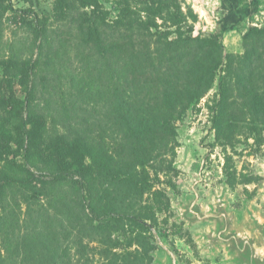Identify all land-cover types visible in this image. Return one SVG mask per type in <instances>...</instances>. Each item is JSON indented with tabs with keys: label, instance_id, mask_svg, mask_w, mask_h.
Instances as JSON below:
<instances>
[{
	"label": "rangeland",
	"instance_id": "rangeland-1",
	"mask_svg": "<svg viewBox=\"0 0 264 264\" xmlns=\"http://www.w3.org/2000/svg\"><path fill=\"white\" fill-rule=\"evenodd\" d=\"M226 13L221 0H0V264H235L241 240L264 254V0L213 42ZM147 107L177 113L173 136L156 122L144 139L126 119ZM50 173L82 178L95 213L146 225L97 224Z\"/></svg>",
	"mask_w": 264,
	"mask_h": 264
},
{
	"label": "trees",
	"instance_id": "trees-1",
	"mask_svg": "<svg viewBox=\"0 0 264 264\" xmlns=\"http://www.w3.org/2000/svg\"><path fill=\"white\" fill-rule=\"evenodd\" d=\"M221 4L222 7L225 8L227 10L226 16L224 17L223 20V24L220 28L219 33L215 36L212 37V41L216 42L217 39H220L222 37L223 34L228 33L230 31H233L235 29V27H237L239 24H241L246 18H248L251 14L252 11H255V9L258 7L259 5V0H251L249 4L243 3L241 0H221ZM21 13L24 14H28L30 15V13L26 10L20 11ZM218 88L221 91V84H219ZM140 94L139 91H135L134 92V96H132L134 99H138L137 102H135L134 100L132 101V103L136 106V104L138 102H141V97L139 98V96H135L136 94ZM29 98L30 95L28 93H26V96L24 98V102H23V107L24 109H28L29 108ZM199 96H193L191 97V99H198ZM179 99H183L186 100L187 97L183 96V97H173L170 96L169 94H164L162 96L161 99V103L163 105H167V104H171V103H176L175 101L177 100L179 102ZM221 105V100H218L215 105L214 108L212 110V118H211V122L212 124L215 126L219 120L218 117V113H217V108ZM177 113H171L168 111H162L160 108H149L147 107L146 110L141 111L140 110H135L134 111H129L126 115V119L131 120L132 122H135L137 125V128L142 131L144 133V136L147 139L149 137V135L146 133L147 130L145 128H142L145 124L148 123H156V122H161V126L159 127V130L161 132H164V137L167 138L168 136L174 134L173 129H172V125H170L173 122L174 116ZM177 116V115H176ZM122 120V118H120ZM119 119V120H120ZM128 121V120H127ZM22 128H23V132H24V139H27L28 136V128H27V124L25 121H23L22 123ZM135 127L133 128V130L135 131ZM171 136V137H172ZM147 140H144V143ZM151 151L150 147L147 145H142L141 150L138 151L139 154H141L142 156H147V154H149V152ZM47 176L53 180V181H67L70 183L75 184L78 189L81 192V200L84 201L85 206H86V210H87V214L89 216V218L96 222L97 224H100L103 221L106 220H128L130 222H132L134 225L137 226H141L144 227L146 224L143 223L139 218L132 216L130 214H127L126 212H113L112 210H105L103 212H100L99 214L95 213L94 210L91 208L89 202L87 201V197L89 198L90 191L89 188L87 186V184L85 183V181L82 178L76 177L74 174L72 173H50L47 174ZM127 182V180H126ZM126 184V183H125ZM140 189L142 188V190L144 189L145 185H139ZM141 190V191H142ZM111 264L112 262L114 264H118V259L116 257H113V259L110 260ZM121 263L123 262V260L120 261ZM125 262V260H124ZM139 264H143V261H138Z\"/></svg>",
	"mask_w": 264,
	"mask_h": 264
},
{
	"label": "water",
	"instance_id": "water-1",
	"mask_svg": "<svg viewBox=\"0 0 264 264\" xmlns=\"http://www.w3.org/2000/svg\"><path fill=\"white\" fill-rule=\"evenodd\" d=\"M234 247L240 252H242L245 247H248L247 254L244 257V260H238L236 262L237 264H264V259L260 260L258 258H254V251H253L254 249L252 247L251 242L247 240H243L240 242H234Z\"/></svg>",
	"mask_w": 264,
	"mask_h": 264
},
{
	"label": "crops",
	"instance_id": "crops-1",
	"mask_svg": "<svg viewBox=\"0 0 264 264\" xmlns=\"http://www.w3.org/2000/svg\"><path fill=\"white\" fill-rule=\"evenodd\" d=\"M241 241H243V240H241ZM250 242V241H249ZM252 243V242H251ZM252 247H253V249H257V247H255V245L252 243ZM247 248L248 247H245L244 248V250L242 251V252H240V254H242V255H246L247 254ZM235 249V248H234ZM237 250V249H236ZM238 251V250H237ZM254 251V250H253ZM263 253V252H262ZM263 256H264V254H263ZM257 256L255 255V252H254V258H256ZM258 259H259V257H257ZM264 258V257H263ZM260 260H261V258H260ZM235 264H237L236 262H235Z\"/></svg>",
	"mask_w": 264,
	"mask_h": 264
},
{
	"label": "bare ground",
	"instance_id": "bare-ground-1",
	"mask_svg": "<svg viewBox=\"0 0 264 264\" xmlns=\"http://www.w3.org/2000/svg\"><path fill=\"white\" fill-rule=\"evenodd\" d=\"M254 252H255V255L257 256V257H259V259L261 258V259H264L263 257V253H262V251L260 250V249H254ZM256 257V258H257Z\"/></svg>",
	"mask_w": 264,
	"mask_h": 264
}]
</instances>
